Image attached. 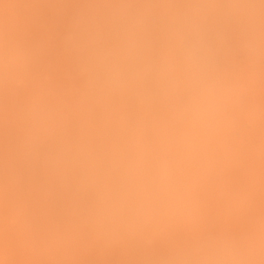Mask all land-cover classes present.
<instances>
[{
  "label": "bare ground",
  "instance_id": "obj_1",
  "mask_svg": "<svg viewBox=\"0 0 264 264\" xmlns=\"http://www.w3.org/2000/svg\"><path fill=\"white\" fill-rule=\"evenodd\" d=\"M99 1L100 0L94 3L96 7L101 3V1ZM170 1L171 3L169 6L164 2L168 8L171 6L174 7L175 10L177 9L180 14L181 12L182 14L184 13L181 9V3L178 2L179 0L176 1L178 2L177 4H180V8H178L179 5L177 6L176 3L175 6L172 5L174 0ZM191 1L192 0H189V2ZM220 1L221 0H194L193 4L190 3V6L187 5L189 7L187 9L193 13V17L189 13L193 25L197 24V27L200 28L201 24L197 22L208 12L196 11L194 8L195 5H218L224 0H222V2ZM74 2L75 0H6L5 7L0 9V24L8 26L9 41L20 58L21 67V78L19 82H14L8 87L13 89L11 94H14V96L12 95V100L9 99V104L12 103L11 105L13 106L14 104L15 107L19 104V110L16 108L18 110L17 112H22L21 114L28 115V117L30 116V120L26 125H21L22 127L19 133L16 130L17 133H15V135L17 134V136L15 138H10L13 137L10 135H7L9 136L7 137L3 134V131L2 133L0 131V142H3V145L0 147V161L2 163L4 160H2V158H12L15 162L13 166H10V164L6 166L4 162L5 168L0 164V201H2V197L4 201L3 203L1 202L0 205V213L4 215L2 218L0 217V264H114L115 260H121V258L126 257L129 264H173L170 258L177 250L186 248L188 242L191 243L189 244L191 247L192 244V246H194L214 239H234L241 243H247L250 239L264 240V193H261V197L258 193L259 190L264 192V123L261 119L260 123L262 125H259L260 123L259 121L257 123V120L254 122L255 119L261 117L259 113H261V111L263 112V110L258 109V105L262 99L259 102L257 101L258 105L255 104L257 108L252 111L256 116L258 115L257 118L253 115L254 120L251 119L253 121L246 120L250 123L254 122L253 125L247 123L250 125L248 128L246 127V121H244V126L238 139L234 138L228 132L221 131L208 142L187 141L181 144V135H190V133H187V130L183 129L181 120L174 106L166 103L162 99L163 88L169 78L170 72L175 71L179 66L177 67L176 62L173 63V65L172 63L169 65L170 62L166 60L169 44L164 45V43H162L161 45L159 43L157 45V42H160L159 38L160 35L162 36V33H160L161 31L158 28L155 32H153V30H156L155 26L157 23L160 25L159 21L155 26H152L154 27V29L151 28L152 31L149 28V25H152V23H149L147 28L149 30L148 32L145 31L144 35L146 36V33L149 35V31H151L152 33L150 34L154 33L152 36L156 34L154 36L155 39L157 36L156 32H159L157 42L149 35L151 40H153L154 43L156 42V45H154L153 42L152 45L148 40L143 42L140 39L142 41L140 45L137 44L138 46H133L134 48L125 50L126 48L119 47V37H124L126 34L130 36L129 34L134 31L133 34H135L136 31L138 33V31H140L139 29H132L134 22L133 24L130 23L132 24L131 27L128 23H125L126 26L127 24L129 25V29H125V26L124 29L127 32L124 30V33H122L120 30L122 35H120L121 33L119 32L121 27L114 28L111 22L110 27L112 28H108L109 30L103 28L102 25L95 26L94 24L96 22H93L94 27L87 26V23V25L83 26L85 23L83 22L85 20L83 17L85 16H82V14L85 9H87L84 6L92 5L94 0H88L85 3L79 0V3L81 2L79 6H74ZM226 2L228 3V0ZM185 3L187 4V1H185ZM185 3H182V5L184 4L186 6ZM76 4H78V1ZM94 5L91 7L96 8ZM173 9L170 8L168 10L166 7L163 13H166L165 15L168 16L167 12L172 10L169 14L176 17L178 12L176 13ZM96 10L99 11V8ZM97 11L96 13H98ZM210 12L212 13L211 10ZM216 12L219 13L218 10ZM94 13L95 12L92 11V14ZM99 13L101 14V12ZM220 14L221 12L219 15ZM99 15L97 18L98 20L101 17V15L100 17ZM103 16L104 15H102V19L105 18ZM88 17L87 15V18ZM180 18L184 19L183 15L182 17L180 16ZM93 19L95 18L93 17ZM140 20L143 21L142 19ZM196 20L198 21L195 23L194 21ZM161 21L163 22V20ZM178 21L180 22V20ZM98 22L97 24H99ZM105 22L107 23V20L101 21L106 27ZM182 22L185 25L187 24L185 19L184 21L182 20ZM192 22L188 24L191 26ZM233 23L235 22L233 21ZM172 24L171 26H173ZM198 24L200 26H198ZM142 25H144V23ZM163 25L165 24H162V26ZM189 25L188 28L190 30ZM138 27L141 28V26ZM157 27L159 26L157 25ZM194 27H196V25ZM191 28L193 32L196 30L195 28L193 29L192 26ZM141 30L146 29L142 28ZM190 34L193 35V33ZM138 35L140 36V34ZM134 38L135 36L131 39ZM145 38L149 39L148 37ZM228 38L230 37L228 36ZM131 39L129 42L132 41ZM245 39L247 38H244V41ZM137 41L136 43H139V41ZM51 42L56 45L57 43L60 44L59 48L53 49L55 47L53 44L51 45ZM129 42L128 44H130ZM209 42L208 45L210 44ZM131 45L132 44H130V47ZM50 47L53 48L51 49ZM176 47H178V45ZM230 48H232V46ZM243 49H245V47ZM249 58L248 62L252 60ZM219 61L220 60H218V62ZM235 62H237V60ZM165 63L169 65V68L163 67ZM175 64L176 67L174 66ZM243 68L245 69V66ZM239 71H241V69ZM71 73L72 76L83 73L82 79H77V82L74 77V80H72L73 78L70 79L71 76L69 77V75H71ZM54 76L59 77L60 81H62L61 83L59 81V83L61 89H63V93L61 92V98L63 99L51 102L52 99L48 100V95L47 99H44L46 95H41L42 88L39 90L40 85L36 83L42 85L49 77L52 78ZM78 77L80 78V76ZM243 79L244 77L242 80ZM246 79L247 78H245V80ZM48 83H50V81ZM55 84L56 83H54V85ZM16 87L20 88L17 89ZM15 89L18 91H15ZM19 89L23 91L21 92ZM261 89L263 90L264 87ZM136 92H138V94ZM5 93H3L4 96ZM247 97V99L245 98L246 100L249 99L248 94ZM191 98V90H186L182 96V100L184 102H190ZM260 98H262V96H260ZM256 100H258V98ZM255 105L253 106L255 107ZM263 105L264 104H262L261 107H263ZM15 107H11V109L13 108L14 110ZM43 108L45 109L44 113L41 112ZM84 108L90 109L89 111L91 113H88L89 111L87 112ZM77 109L85 111V116H83L79 122L75 123V121L70 120L69 114L71 111L73 112ZM4 110L6 109L4 108L1 111L0 108V113H3V115L5 113H7L5 115L14 113L10 110V113L7 111L4 112ZM126 112H131L130 115L127 114L130 116V119L128 116L124 115ZM83 113L84 112H82V114ZM43 115H45V117H42ZM46 115L48 117H46ZM122 116L128 117L127 119L131 124H128L129 122L127 120L126 122L123 121L125 117L121 120ZM3 118H1L0 124L3 123ZM46 118L48 120H46ZM41 119L45 120L42 121ZM123 122L127 124V127L124 126L125 124H123ZM43 125L45 126L43 127ZM6 132L7 131H5V134H7ZM40 132H44L42 140H40ZM30 145L38 151L37 155H34L33 151V154H30L31 149L28 150L29 147L27 148V146ZM25 148H27L29 153L28 151L27 153L25 152ZM23 151L24 153L20 155ZM23 160L26 162L28 161L29 163H26L28 165L35 164V173H31V170L28 174L26 171L28 168L25 170L26 173L21 172L20 170L25 168H23V166L21 169H18V167H21L19 163H22ZM7 161L12 163L11 160H6V162ZM112 162H114V164ZM110 163H112V167H110L113 172L115 169L113 165L116 168L118 167L119 182L117 185L111 184L112 180L110 182L109 179L112 177L105 180L107 176L104 175V171ZM237 168L241 171L239 175H237V171H239ZM216 169L222 172L223 170L225 172L227 170L236 171V174H233L235 179H231V172L227 171L228 173H226L229 176L224 181V184L228 186L226 190H221L219 188L217 184L220 183V180L217 178L219 183H217L216 179V181H214L216 183H212L214 184V188L211 189L209 187L212 185L210 183L208 186L210 190L204 192L205 194L202 190H199L204 195L197 192L195 187L201 185L200 183H202L203 178L205 180V175L207 178H212V176L218 177V174L214 175ZM108 170H110V168ZM235 175L237 176L235 177ZM114 177L116 178V176ZM206 181L208 182V180ZM92 183H96V185L93 184L92 186ZM215 184L217 188H215ZM84 187L93 188V191L90 190L92 193L88 191L91 195L88 192L87 194L92 198L93 202L88 203L93 204L94 210L90 213L83 212L85 218H83L84 216L77 218L76 215L74 216L75 218L72 220H69V218L67 221V218H63V214L57 212L56 206H54V199L56 198V202L60 199H58L56 194L54 195L52 191L53 189L55 190V188V192L58 190L57 188H63L60 189L61 191L58 190V192L60 193L64 190V195L66 194L69 198L65 196L67 199L65 203H68L67 201H71L72 199V201L76 200L74 198L77 196L82 198V190L86 191ZM200 187L199 189H202ZM152 189H155V192H164L169 197L174 196L175 198L176 196V199H178L180 195H182L181 199L185 196L184 198H187L186 202L185 200L182 202L181 199L180 202L182 203L178 202L180 206L183 205V208L176 204L181 212H178L179 210L176 206L175 211L178 213L173 214V207L175 206L173 205L171 208V204L169 205L170 202H165L170 200V198L168 199L166 196L165 201H160L162 204L158 203L160 206L156 204L157 207L163 206V208L161 207L162 209L160 208V210L157 209L156 211L157 207L149 205L150 209L153 207L155 211L145 207L147 212L150 210L148 213H145L143 206L141 209L144 211L140 212V210L137 209L140 204L135 206V201L137 200L136 202L138 203V198L141 199V196L143 198V195L146 192L148 194L149 191L151 195L154 196L151 192L153 191ZM221 191H223V193H221ZM254 191H257V193L255 192V194ZM82 193L84 194V192ZM251 193L254 196L258 194L257 197H260V199L258 198L253 201L255 198ZM87 194H84L86 200L87 198L89 199V195L87 197ZM163 194H160L162 197L159 195L161 199L164 198ZM148 195L150 196V194ZM149 196H147V198ZM187 196L190 197L188 198ZM79 197L77 198L78 201L80 200ZM176 199L175 202L173 200L172 202L176 203ZM143 200L145 199L143 198L142 201ZM61 202V204H63V201ZM164 202L167 204L165 207ZM60 207L61 206H59V208ZM78 207L80 208V206ZM123 207L128 209H124L128 212L124 213V216L119 214V211H123H121ZM62 208L65 207L62 206ZM66 209L67 208H65V211ZM69 209L71 208L69 207ZM170 209L173 210L170 211ZM250 210H252V212ZM70 211L67 212L69 213L68 216L71 213ZM169 211L172 212L171 214L174 216H171ZM85 213H89L88 216ZM244 213H246V216L248 215L247 219L249 218L250 221L246 219ZM178 214L181 219L178 217ZM199 214L204 217L211 216L213 220L210 218L207 219L206 217L205 219H207L208 222H205V219L201 216L202 219H199L202 221L198 222ZM64 215H66V213ZM168 216L171 218L166 220L165 218ZM183 216L185 217V221ZM162 218L165 219V224L162 222ZM172 218L175 221H173V224L177 227L178 225L176 224L181 222L183 224L187 222V219V224H192L189 226L191 231L192 229L193 231H186L187 228L185 225L187 224H183L185 230L179 227L178 230L177 227L174 228V225L172 227L170 225ZM191 218H195L198 224L196 222V224L194 222L190 223L192 221ZM178 220H183L184 222H179ZM209 220H211V225L215 220L216 225L214 226L217 228H214L212 231H210V228V230H206V232L205 228L203 230L202 224L203 226L205 223L210 224ZM247 221H249L248 225L250 224L251 227L247 226ZM167 222L170 223L168 224ZM218 222L220 225H218ZM241 222H246L243 223V225H246L248 229L243 228V230H240ZM166 224L171 227L169 228ZM196 225H198V227L201 225L203 231L197 230L198 227H196ZM211 225L209 226L212 227ZM207 226L208 225L205 226L206 229H208ZM236 227H239L238 230H240V232H237ZM166 228L168 229L166 230ZM249 228H251L250 231ZM169 229L172 231L175 230V232L177 230L181 232L177 234L171 231L172 233H170ZM245 229H247L246 231L248 232L245 235L241 234L246 232ZM105 231L109 233L111 238L110 242L99 236ZM34 241L39 244L43 242L42 246L38 245L39 247L37 250ZM38 243H36V246ZM128 243L130 246H128ZM29 249L36 253L34 257H32L34 253L29 252ZM116 250H118V253H115L117 252ZM29 253L32 254V258L30 257V259H28ZM91 260L93 262H91ZM123 261H121L122 264ZM124 263H126V260Z\"/></svg>",
  "mask_w": 264,
  "mask_h": 264
},
{
  "label": "clouds",
  "instance_id": "obj_2",
  "mask_svg": "<svg viewBox=\"0 0 264 264\" xmlns=\"http://www.w3.org/2000/svg\"><path fill=\"white\" fill-rule=\"evenodd\" d=\"M5 5L6 0H0V9ZM194 8L199 12L215 8L225 16L248 24L249 33L244 47L253 63L247 81L238 76L227 80L216 78L210 46L203 39L199 42L189 40V28L181 23L171 26V30L180 35L179 67L170 72L162 99L174 106L183 129L190 133L181 135V144L187 141L208 142L221 131L238 139L244 121L251 120L254 115L245 103V95L247 84L255 80L259 61L264 58V0H229L223 5L199 4ZM119 12L129 18L146 13L145 19L151 22H156L162 15L151 5H144L143 8L120 5ZM20 78V58L10 44L8 26L0 24V88L10 87ZM186 90L192 92L190 102L182 100ZM99 236L110 242L108 232ZM170 260L173 264H264V240L250 239L241 243L234 239H214L179 249Z\"/></svg>",
  "mask_w": 264,
  "mask_h": 264
},
{
  "label": "rangeland",
  "instance_id": "obj_3",
  "mask_svg": "<svg viewBox=\"0 0 264 264\" xmlns=\"http://www.w3.org/2000/svg\"><path fill=\"white\" fill-rule=\"evenodd\" d=\"M78 1V4H76V2ZM80 1H82V3H85L86 1H88V0H80ZM98 1V0H97ZM97 1H95L94 0V2H93V4L92 5H86V6H84V7H86L87 9H85V11H84V13L82 14V16H85V17H83L85 20L83 21V22H85L84 24H83V26H85V25H87V26H90V27H92L93 26V22L95 23L94 25L95 26H99V25H102V27L103 28H105L106 30L109 28H112V27H110V25L112 24V26L114 27V28H116V27H121L120 29H119V32L121 33V31H122V33H124V30L125 29H129V25H130V27L132 26V24H133V22H134V26L136 25L137 26V28H136V26H135V28H134V26L132 27V29H139L140 31H138V33H137V31H136V33L135 34H140V36L138 35V37L136 38V36L137 35H135V34H133L134 32H131L129 35L130 36H128V34H126L124 37H119L120 38V40H119V47H121V48H126L125 50H128V49H131V48H134V47H136V46H138V45H140V43L143 41H145V40H148V41H150L151 43L153 42L154 43V41L153 40H156V42H157V36L159 35L158 33L159 32H156L157 33V36H156V38L154 39V36L156 35H154V36H152L153 34H150V33H152L151 31H152V29H154V27H152L153 25L155 26V24L159 21V23H160V25L162 26V24H165V25H163L162 27L157 23V25L159 26V27H157V25L155 26L156 27V30L154 29L153 30V32H155V31H157V28L158 29H160V33H162V36L160 35V38H159V36H158V38H159V40H160V42L158 41L157 42V45L160 43L161 45H162V43H164V45L165 44H169V49H168V51H167V56H166V60H168V62H170V64L169 63H167V61H165L167 64H169V65H171V63H172V65H173V63H175L176 62V64H177V67L179 66V56H178V47H176L177 45H178V43H179V39H180V35L178 34H176V32H174V31H172L171 30V24L174 26L175 24V26H179L181 23H183L182 22V20L184 21V19H185V21L187 22V24L188 23H190L191 24V20H192V18H191V15L193 14L192 13V11H189V9H187V8H189L187 5H189L190 6V3H192L193 4V2H194V0H192L191 2H189V0H177L178 2H180L181 3V6H182V10H183V14H182V12H181V14L183 15V17H184V19L183 18H180V16L182 17V15L179 13V11H177V9L175 10V8L174 7H171L170 6V8L171 9H173V10H175L176 11V13H177V15L179 16V18H178V16L176 15V17L174 16V15H172V14H169L171 11H168L167 12V10H166V12L168 13L167 15L168 16H166L163 12H164V8H166L167 7V9L169 10L170 8H168V6L170 5V3H171V1L170 0H100L101 1V3L99 4V5H97L98 7H96L95 5H94V3H96ZM99 1V2H100ZM118 1V2H117ZM138 1V2H137ZM176 0H174L173 1V6H175V3L177 4L178 2H177ZM185 1H187V4L185 3ZM227 0H224L223 2L224 3H227L226 2ZM98 2V3H99ZM104 2V3H103ZM131 2V3H130ZM151 2V3H150ZM160 2V3H159ZM165 2L168 6H166V4L163 3ZM168 2H169V4H168ZM220 2H222V0L220 1ZM219 3L218 5H223L224 3ZM228 2H229V0H228ZM81 3V2H80ZM80 3H79V0H75V2H74V6H79L80 5ZM109 3V4H108ZM116 3V4H115ZM182 3H185L186 4V6L184 5V7H183V5H182ZM189 3V4H188ZM76 4V5H75ZM130 5L131 6V4H132V6L131 7H133V8H143V6L144 5H151V6H153V9L155 10V11H157L158 10V13H159V11H160V13L162 14L161 15V17L162 18H160L161 20H163V22L159 19V20H157L155 23L154 22H148L146 19H145V15H146V13L145 14H142V15H140V16H138V17H135V18H130V19H127V18H129V17H127L126 15H123V14H120V12H119V6L120 5ZM135 4V5H134ZM138 6H137V5ZM95 6L96 8H94V7H91V6ZM117 5H118V7H117ZM134 5V6H133ZM179 5V6H178ZM88 6H90V7H88ZM105 6V7H104ZM177 6H178V8H180V4H177ZM83 7V8H84ZM113 7V8H112ZM90 8V9H89ZM97 8H99V11H97L96 9ZM103 8V9H102ZM117 8V9H116ZM177 8V7H176ZM106 9V10H105ZM163 9V10H162ZM86 10H87V12H86ZM91 10V11H90ZM188 10V11H187ZM191 10V9H190ZM92 11L93 12H95L94 14H92ZM96 11L99 13V12H101V17H100V15L98 14V13H96ZM187 11V12H186ZM212 11V13L210 12V11H208L205 15H204V19L202 18L201 20H196V21H194L195 23L197 22V23H199V24H201V26L198 24V26H200V28L199 27H197V24H195L196 25V27H194L195 25H193V22H192V27H193V29L195 28L196 30H194V32H193V30H192V28H191V26L189 25V27H190V30L188 31V33H187V38L189 39V40H191V41H193V42H199V40L201 41L202 39L203 40H205V42H207V44H208V42L210 41V40H212V41H210L209 43V46H210V48H211V52H210V59H211V57H212V59H211V63H212V65H213V67H214V73H213V75H215V77L216 78H218V79H220V80H227V79H229V78H231L232 76H240L239 78H241V80H242V78L244 77V79H243V81H247V79L245 80V78H248L247 76L249 75V71L248 70H250V67H251V65H252V60L250 61L249 60V62H248V52L245 50V49H243L244 48V43H245V41L247 40V39H245V41H244V38H248V33H249V26H248V24L247 23H245V22H243V21H239V20H236V19H233V18H231V17H228V16H225L224 14H223V12L222 11H219V13L221 12V14L219 15V13L218 12H216L217 11V9H215V11H214V9H212L211 10ZM90 14H89V13ZM185 13H187V14H189V15H187L189 18H191V19H189L187 16H184V14ZM89 16L88 18H91V19H88L87 18V15ZM92 14V15H91ZM110 15V16H108V15ZM216 14H218V15H216ZM91 15V16H90ZM97 15V16H96ZM98 15H99V20L97 19L98 18ZM102 15H104L103 17H105V18H103L102 19ZM166 16V18H169V19H166L165 18V16ZM172 15V16H171ZM223 15V16H222ZM119 16V17H118ZM206 16H208V17H206ZM212 16V17H211ZM93 17L95 18V19H93ZM116 17V18H115ZM140 17V18H139ZM192 17H193V15H192ZM228 17V18H227ZM87 18V19H86ZM164 18H165V20H166V22H165V20H164ZM171 18H172V20H171ZM195 18V17H194ZM222 18V19H221ZM96 19H97V21H96ZM102 19V20H101ZM107 20V23L105 24L106 25V27L104 26V23H101V21H106ZM140 19H142L143 21H141ZM88 20V21H87ZM95 20V21H94ZM110 20V21H109ZM121 20V21H120ZM126 20V21H125ZM129 20V21H128ZM132 20V21H131ZM136 20V21H135ZM178 20H180V22L178 21ZM189 20H190V22H189ZM203 20V21H202ZM220 20H222V21H220ZM230 20V21H229ZM232 20V21H231ZM236 20V21H235ZM90 21V22H89ZM92 21V22H91ZM98 21H100V22H98ZM172 21H174V22H172ZM201 21H202V23H201ZM233 21L235 22V23H233ZM97 22L99 23V24H97ZM110 22H111V24H110ZM119 22V23H118ZM204 22V23H203ZM226 22V23H225ZM87 23V24H86ZM89 23H90V25H89ZM101 23V24H100ZM109 23V24H108ZM114 23V24H113ZM122 23H124V24H122ZM125 23H128L127 24V26L125 25ZM130 23H132V24H130ZM137 23V24H136ZM144 23V25H142ZM147 23V24H146ZM149 23L151 24L152 23V25H149ZM162 23V24H161ZM171 23V24H170ZM178 23H180V24H178ZM214 23V24H213ZM229 23V24H228ZM237 23V24H236ZM120 24V25H119ZM186 24V25H187ZM203 24H205V25H203ZM224 24V25H223ZM245 24V25H244ZM115 25V26H114ZM116 25H118V26H116ZM123 27H122V26ZM147 25V26H146ZM148 25H149V28L151 29V31H149L150 33H148L149 35H151L152 36V38H153V40H151V37H149V35H147V33H146V36H144L145 35V31L146 32H148V30L149 29H147L148 28ZM170 25V26H169ZM187 25V26H188ZM109 26V27H108ZM126 26V28L124 29V27ZM138 26H141V28H139ZM94 27V26H93ZM128 27V28H127ZM224 27V28H223ZM117 28V29H118ZM122 28H123V30H122ZM146 29V30H141V29ZM199 28V29H198ZM215 28V29H214ZM236 28V29H235ZM243 28V29H242ZM245 28V29H244ZM108 29V30H109ZM205 29H207V30H205ZM217 29V30H216ZM121 30V31H120ZM166 30V31H165ZM198 30V31H197ZM219 30V31H218ZM232 30H234V31H232ZM242 30V31H241ZM246 30V31H245ZM126 31V30H125ZM142 31V32H141ZM143 31H144V33H143ZM170 31H171V33H170ZM197 31V32H196ZM200 31V32H199ZM204 31V32H203ZM208 31V32H207ZM217 31V32H216ZM230 31V32H229ZM127 32V31H126ZM143 33V34H141V33ZM193 33V35L192 34H190V33ZM201 32H202V34H201ZM206 32V33H205ZM220 32V33H219ZM229 32V33H228ZM241 32V33H240ZM122 33L120 34V35H122ZM163 33H165V34H163ZM170 33V34H169ZM195 33V34H194ZM197 33V34H196ZM219 33V34H218ZM232 33H233V35H232ZM190 34V35H189ZM225 34V35H224ZM226 34H227V36H226ZM168 35V36H167ZM201 35V36H200ZM133 36H135V38L134 39H131ZM193 38H192V37ZM197 36V37H196ZM200 36V37H199ZM207 36V37H206ZM228 36L230 37V38H228ZM232 36V37H231ZM113 37V36H112ZM112 37H111V39H112ZM141 37V38H140ZM145 37H148L149 39H147V38H145ZM210 37V38H209ZM215 37V38H214ZM234 37V38H233ZM132 40V41H130L129 42V40L130 39ZM228 38V39H227ZM108 39V38H107ZM137 39H138V41H139V43H136V41H137ZM142 41H141V40ZM167 39V40H166ZM232 40V41H230V40ZM109 40H110V38H109ZM108 40V41H109ZM134 40V41H133ZM162 40V41H161ZM108 41H107V43H108ZM111 41V40H110ZM137 41V42H138ZM215 41V42H214ZM236 42L237 43V45H236V43H234V42ZM244 41V42H243ZM128 42L130 43V44H132L131 45V47H130V44H128ZM131 42H133V43H131ZM156 42L154 43V45H156ZM56 43V42H55ZM110 43H112V42H110ZM134 43H136V44H134ZM153 43H152V45H153ZM216 43V44H215ZM231 45H230V44ZM53 43L51 42V45H52ZM128 44V45H127ZM138 44V45H137ZM50 45V46H51ZM111 45V44H110ZM151 45V46H152ZM239 45H240V47H239ZM53 46L55 47V48H53V47H50L51 49L53 48V49H58L59 48V46H60V44H58L57 43V45L56 44H53ZM134 46V47H133ZM213 46V47H212ZM232 46V48H230ZM243 47V48H242ZM239 48V49H238ZM124 50V51H125ZM228 51H229V53H228ZM244 51V52H243ZM246 51V52H245ZM236 53V55H235V53ZM212 54H213V56H212ZM227 54V55H226ZM245 56H247V57H245ZM229 57V58H228ZM233 59H232V58ZM245 57V58H244ZM228 58V59H227ZM238 58V59H237ZM247 58V59H246ZM169 59H170V61H169ZM215 59V60H214ZM227 59V60H226ZM246 59V60H245ZM249 59H251V58H249ZM174 62H173V61ZM217 60V61H216ZM218 60H220L219 62H218ZM225 60V61H224ZM237 60V62H235ZM245 60V61H244ZM231 61H232V63H231ZM240 61V62H239ZM216 62V63H215ZM227 62V63H226ZM234 62H235V64H234ZM245 62V63H244ZM248 62V63H247ZM261 62H262V64H261ZM264 58H261L260 59V61H259V66L260 65H262V66H260V67H262V68H260V67H258V69H257V76H256V80H255V82L253 81V82H250V83H248V85H247V92H246V95H245V98L247 99L248 97H247V94H248V96H249V99L248 100H246L245 99V101L247 102H245L246 104H247V106H248V108L249 109H251V111H254V109L255 108H257L256 106L258 105V102L262 99V101H260V104L258 105V109L259 110H263V112H264V105H263V107H261L262 106V104H264V89L262 90L261 88H263L264 87V79H262V78H264ZM165 63V65L163 66V67H168L169 68V65H167ZM221 63V64H220ZM226 63V64H225ZM230 63V64H229ZM241 63H243V64H241ZM250 63H251V65H250ZM176 64L174 65L175 67H176ZM233 64H234V66H233ZM239 64V65H238ZM247 64V65H246ZM229 65V66H228ZM232 65V66H231ZM238 67H236V66ZM242 65H244L245 66V69L243 68L244 66H242ZM231 66V67H230ZM171 67V66H170ZM227 67V68H226ZM229 67V68H228ZM240 67V68H239ZM248 67V68H247ZM231 71H230V70ZM241 69V71H239ZM248 69V70H247ZM220 70V71H219ZM236 70V71H235ZM261 70V71H260ZM233 71H235V72H233ZM242 74H240L239 72ZM259 71V72H258ZM222 74H221V73ZM218 73H220V74H218ZM231 73H232V75H231ZM236 73H238V74H236ZM248 73V74H247ZM74 74V73H73ZM76 74V73H75ZM83 74V73H82ZM82 74H76L75 76L73 75L72 76V73H71V75H69V77L71 76V78L70 79H72L73 77L74 78H76L75 79V81L77 82L78 80H80V79H82L81 77H82ZM219 76H221V77H219ZM234 74V75H233ZM245 74V75H244ZM244 75V76H243ZM259 75V76H258ZM78 76H80V78L78 77ZM78 77V78H77ZM74 78L72 79V80H74ZM51 79V80H50ZM78 79V80H77ZM259 79V80H258ZM261 79V80H260ZM50 81V83H48ZM52 81V82H51ZM59 81H60V78L59 77H52V78H50L49 77V79H47L45 82H43V84L41 85V84H39V83H36L37 85H40V87H39V90H40V88H42V90H41V95H43V96H45L46 98H44V99H47V95H48V97H49V99L48 100H51V102L52 101H60L61 99H63V98H61L62 96V93H63V89H61V85H60V83L62 82V81H60V83H59ZM256 81H257V83H263V84H257L256 83ZM259 81V82H258ZM261 81V82H260ZM53 83V84H52ZM54 83H56L55 85H54ZM59 83V84H58ZM253 83V84H252ZM255 83V84H254ZM62 84H64V83H62ZM258 86H257V85ZM45 85V86H44ZM58 85V86H57ZM249 85H250V87H249ZM262 85V86H261ZM21 86V85H20ZM49 86V87H48ZM256 86V87H255ZM259 86H261V87H259ZM22 87V86H21ZM44 87V88H43ZM253 87V88H252ZM259 87V88H258ZM17 89L18 88H20V87H16ZM257 88V89H256ZM12 88H8V87H5V88H0V104H1V106H0V108H1V111H2V109H6V110H4V112L5 111H7V112H9V110L12 112H14V113H8L9 115H11V116H9V115H5V114H7V113H5L4 115H3V113H0V120H1V118H3V123L2 124H0V131H1V133H2V131H3V134L5 135V136H7V135H10V136H13V137H10V138H15L16 136H17V134L15 135V133H19V131L21 130L20 128L22 127V126H24V125H26V123L30 120V116L28 117V115H25V114H21L22 112H17L18 110H19V104H17V103H15V104H17V106L15 107L14 106V104H13V106L11 105L12 103H10L9 104V99H11L12 100V95L14 96V94L12 93L11 94V92H13V89L11 90ZM17 89H15V91H18ZM23 89V88H22ZM36 89V88H35ZM252 89H253V91H252ZM256 89V90H255ZM259 89V90H258ZM2 90V91H1ZM11 90V91H10ZM19 90H21V89H19ZM24 90V89H23ZM23 90H21V92L23 91ZM36 90H38V89H36ZM46 90V91H45ZM249 90V91H248ZM262 90V91H261ZM14 91V92H15ZM57 91V92H56ZM6 92V93H5ZM20 92V91H19ZM45 92V93H44ZM48 92V93H47ZM51 92V93H50ZM62 92V93H61ZM3 93H5V96L3 95ZM16 93V92H15ZM47 93V94H46ZM137 94H138V92H136ZM45 94V95H44ZM133 94V93H132ZM249 94H252V95H249ZM255 95H258V96H255ZM8 96V97H7ZM251 96H252V100H251ZM260 96H262V98H260ZM59 97V98H58ZM253 97H254V99H255V101H254V99H253ZM2 98H4V99H2ZM258 98V100H256ZM260 98V99H259ZM43 99V100H44ZM186 99V98H185ZM3 100V101H2ZM46 101V100H45ZM249 101V102H248ZM258 101V102H257ZM262 102V103H261ZM250 103V104H249ZM249 104V105H248ZM255 104H257V105H255ZM11 105V106H10ZM253 105H255V107L253 106ZM11 107H15L14 108V110H13V108L11 109ZM18 110H17V109ZM83 109V108H82ZM80 110V109H77V110H75V111H71V113L69 114V118H70V120L71 121H75V123H77V122H79L80 121V119H82V117L83 116H85V111H83V110ZM86 108H84V110H85ZM258 109H257V111H258ZM87 110V112L90 110V109H86ZM128 110V109H127ZM44 111H45V109L43 108V110H41V112H43L44 113ZM47 111V110H46ZM48 111H49V109H48ZM47 111V112H48ZM84 112L83 114H82V112ZM86 112V113H87ZM262 111H261V113H263ZM49 113V112H48ZM88 113H91L90 111L88 112ZM87 113V114H88ZM254 113V112H253ZM261 113H259L260 115H261V117L263 116L264 117V113L263 114H261ZM2 114V115H1ZM14 114V115H13ZM76 114V115H75ZM130 115L131 114V112L129 113V112H126L124 115H126V116H128V115ZM16 115V116H15ZM78 115H79V117H78ZM255 116H256V114H254ZM9 116V117H8ZM13 116V117H12ZM21 116V117H20ZM72 118H71V117ZM126 116H122L121 117V120H123L124 119V117H125V119L123 120V121H125L126 122V120L128 121V117H129V119H130V116H128V117H126ZM258 116V115H257ZM257 116H256V118H257ZM11 117V118H10ZM20 117V118H19ZM42 117H45V115H43ZM46 117H48L47 115H46ZM259 118V119H255V121L254 122H256V120H257V123H258V121H259V123H260V119H261V121L264 123V118L262 117V118ZM16 118V119H15ZM23 118V119H22ZM41 118V117H40ZM7 119V120H6ZM11 119V120H10ZM13 119V120H12ZM43 119V118H42ZM41 119V120H42ZM253 119V118H252ZM17 120V121H16ZM19 120V121H18ZM40 120V121H41ZM45 120V119H44ZM44 120H42V121H44ZM46 120H48L47 118H46ZM254 120V119H253ZM253 120H251V121H253ZM14 121V122H13ZM42 121H41V123H42ZM246 121V120H245ZM248 121H250V120H248ZM125 122H123V124H125L124 126L125 127H127V124L125 123ZM129 123L128 124H131V122L130 121H128ZM253 122V123H254ZM0 123H1V121H0ZM6 123V124H5ZM40 123V124H41ZM120 123V122H119ZM247 123H249V124H252L253 125V123H250V122H247L246 121V124ZM15 126H14V125ZM44 124H45V122H44ZM121 124H122V122H121ZM11 125V126H10ZM22 125V126H21ZM259 125H262L261 123L259 124ZM40 126H42V125H40ZM45 125H43V127H44ZM249 126L250 125H246V127H248L249 128ZM2 127H3V129H2ZM15 128V130H14V128ZM7 128V129H6ZM9 128H10V130H9ZM42 128V127H41ZM16 130H17V132H16ZM5 131H7L6 133L7 134H5ZM47 132V131H46ZM49 133V132H48ZM41 134H43V135H41ZM46 134V133H45ZM15 135V136H14ZM40 140H42L43 138V136H44V132H40ZM7 137H9V136H7ZM45 137H46V135H45ZM44 137V138H45ZM7 143V142H6ZM9 143V142H8ZM39 143H41V142H39ZM42 143H44V142H42ZM0 147L3 145V142H0ZM5 144V143H4ZM29 147V148H28ZM27 148H28V150L29 149H31L30 150V154H33L34 153V155H37V152L38 151H36L35 149H34V147L33 146H27ZM27 148H25V152L27 153ZM21 150V149H20ZM19 150V151H20ZM32 151H33V153H32ZM36 152V153H35ZM22 153H24V151L23 152H21V154L20 155H22ZM28 153H29V151H28ZM18 154V155H19ZM24 155V154H23ZM20 157H23V156H20ZM23 158H25V157H23ZM4 159V160H3ZM19 159H21V158H19ZM2 163H1V161H0V164L2 165V167L3 168H5L6 166H9V164H10V166L12 165H14L13 163H15L14 161H13V159L11 158H2ZM6 160H11L12 161V163H9L10 161H7L8 162V164H7V162H6ZM25 160H23L22 161V163L20 164L19 163V165L21 166V167H18V169H21L22 168V166H23V168L24 169H21L20 171L21 172H24V173H26V171H27V173L29 174V172L32 170V172L31 173H35V164L33 163L32 165H28V164H26V163H29L28 161L26 162H24ZM38 161V160H37ZM6 163V166H5V163ZM113 164H114V162H112ZM112 163H110V165L108 166L109 168H110V170H108L109 168L108 167H106L105 169V171H104V175L105 176H107L106 177V179L105 180H107V178L109 179V178H111V179H109L110 180V182H111V180H112V182H111V184L112 185H117L118 184V182H119V180H118V167L116 168L114 165H113V167L115 168H113L114 169V172H113V170H111V164ZM37 165V164H36ZM28 166V167H27ZM33 168H32V167ZM111 166V167H110ZM35 167V168H34ZM26 168H28L27 170H26ZM34 169V170H33ZM237 169H239V168H237ZM237 169H234V170H237ZM26 170V171H25ZM107 170H108V172H110V173H108L107 172ZM228 171V170H227ZM226 171V172H227ZM20 172V173H21ZM115 172H117V173H115ZM224 170H223V172L221 171V170H218V169H216L215 171H214V175H217L218 174V177L216 176V177H213L212 176V178H207L206 177V175H205V180H204V178H203V181H204V183H203V181H202V183H200L199 185L201 186H198V187H195V190L197 191V192H200L199 190H202L203 191V193L204 192H207L208 190H210L209 188H208V186H209V184L211 183H213L214 181H216V179L217 178H219V180H220V183H219V180L217 179V183H219V184H217L218 186H219V188L221 189V190H226V187H228L227 185H225L224 184V181L227 179V177L229 176V175H227V173L228 172H231L230 173V178L231 179H233L234 177H233V174H236V171L235 172H233V170H230V171H228L227 173H226ZM241 171H240V169H239V171H237V175H239V173H240ZM213 173V172H212ZM216 173V174H215ZM103 174V173H102ZM101 174V175H102ZM110 174H112V175H110ZM114 174H116V175H114ZM207 174H209V173H207ZM211 174V173H210ZM212 175V174H211ZM237 175H235V177L237 176ZM114 176H116V178L114 177ZM120 176V175H119ZM209 177V176H208ZM211 177V176H210ZM103 178H104V176H103ZM207 178V179H206ZM235 179V178H234ZM109 180H108V182H109ZM206 180H208V182L206 181ZM115 181V182H114ZM212 181V182H211ZM207 183H208V185H207ZM214 183H216V182H214ZM93 184H95L96 185V183H92V186H93ZM203 184V185H202ZM213 185V186H212ZM212 185H210L209 187L212 189V188H214V184H212ZM216 185V184H215ZM217 185H216V187L215 188H217ZM90 186V185H89ZM88 186V187H89ZM91 186V187H92ZM119 186V185H118ZM203 186V187H202ZM205 186V187H204ZM212 186V187H211ZM88 187H84V188H86V191L85 190H82V192H84V194L86 193L87 194V192L89 191V192H91V191H93V188H88ZM199 187L200 188H202V189H199ZM87 188H88V190H87ZM94 188H95V186H94ZM120 188V187H119ZM208 188V189H207ZM59 191H61L60 189H63V188H57ZM204 189V190H203ZM207 189V190H206ZM55 190H56V188H55ZM55 190L53 189V193H54V195L56 194V197L58 198V199H63V200H61V201H63V204H61L62 202L60 201V200H58L57 202H56V198L54 199V203H55V205L54 206H56V209H57V212H60L59 214H63V218H67L66 220L68 221V219L69 220H72L73 218H75L74 216H76L77 218L79 217H83V218H85V215H84V213L83 212H92L93 210H94V207H93V204H90V203H88V202H93L92 201V198L90 197V195L89 194H87V197H88V195H89V199L87 198V200L84 198L85 196H84V194L81 192V196H82V198L81 197H79V196H77V197H75L74 199H76V200H74V201H67L68 203H65L66 202V198H68L67 197V195L65 194L64 195V190H62V192H58V190L55 192ZM91 190V191H90ZM153 191H151L153 194H154V196L153 195H151V193H150V191L148 192V194H150V196L147 194V192L143 195V198L145 199V200H143L142 201V196L140 197L141 199H139L138 198V203L135 201V206H137V205H139L140 204V206L139 207H137V209H139L140 210V212H143L146 208L145 207H147V209H150V207H149V205L150 206H153V207H157L156 206V204L158 205V203L159 204H162V203H160V201H162V200H166V197H168V199L170 198V200L168 201H165L166 203H168V202H170L169 203V205H170V207L172 208L173 207V205L175 206V207H173L174 208V210H173V214H176V213H178V212H181V210H179L178 209V206L177 205H179L180 206V203H182V202H184V200H185V202H186V200H187V198H184L185 196H183L182 198L183 199H181V196L182 195H180V196H178V199H176L177 197L175 196V198H174V196H168V195H166L164 192V194L162 193V192H155L156 190L155 189H152ZM257 193V191H254V193ZM92 193V192H91ZM158 193H159V195L161 194H163V197L165 198H162L161 199V197L158 195ZM201 193V192H200ZM203 193H201V194H203ZM221 193H223V191H221ZM255 193V194H256ZM258 193H259V195H260V197L262 196V194L261 193H264V192H261L260 190L258 191ZM205 194V193H204ZM203 194V195H204ZM64 195V196H63ZM149 196L148 198H147V196ZM158 195V196H157ZM184 195H186V194H184ZM251 195L252 196H254L252 193H251ZM65 196H66V198H65ZM166 196V197H165ZM251 196V197H252ZM258 196V194L257 195H255L254 196V198L255 199H253V201L254 200H257L258 198L260 199V197H257ZM60 197V198H59ZM61 197H63V198H61ZM79 197V201H78V198ZM188 197V196H187ZM190 197V196H189ZM188 197V198H189ZM173 198H174V200H173ZM253 198V197H252ZM2 199V201H0V205H1V202L3 203L4 201H3V197L1 198ZM69 199V198H68ZM82 199H83V201H82ZM91 199V200H90ZM152 199V200H151ZM158 199V200H157ZM161 199V200H160ZM175 199H176V203H174L175 202ZM180 199H181V201L182 202H180ZM85 200V201H84ZM141 200V201H140ZM172 200L174 201V202H172ZM179 200V201H178ZM75 201H76V204H75ZM140 201V202H139ZM151 201V202H150ZM159 201V202H158ZM70 202V203H69ZM72 202H73V204H74V207H73V204H72ZM80 204H78V203ZM145 202H146V204H145ZM165 202H164V204H165ZM172 202V203H171ZM178 202H180V203H178ZM61 204V205H59V204ZM87 203V204H86ZM134 203V202H133ZM5 204V203H4ZM89 204V205H88ZM177 204V205H176ZM66 205V206H65ZM92 205V206H91ZM155 205V206H154ZM3 206H5V205H3ZM59 206H61L60 208H59ZM62 206H64L65 208H67L66 209V211H65V208H62ZM78 206H80V208L78 207ZM83 208H82V207ZM144 206V207H143ZM158 206H160V205H158ZM165 206H167V204H165L164 205V207ZM176 206H177V209L179 210L178 212L177 211H175L176 210ZM1 207V206H0ZM58 207V208H57ZM69 207L71 208V209H69ZM76 207H77V209H76ZM88 207V208H87ZM93 207V208H92ZM143 207V209L144 210H142L141 208ZM153 207H151L152 209H150V210H154V208ZM162 208H163V206H161ZM161 207H157L156 208V211H157V209H159L160 210V208ZM180 207H182L183 208V205L182 206H180ZM87 208V209H86ZM161 208V209H162ZM181 208V209H182ZM60 209V210H59ZM75 209V210H74ZM78 209H79V212H78ZM92 209V210H91ZM125 208L123 207L122 209H121V211L122 212H120L119 211V214H121V215H125L124 213H128L127 211H125L124 210ZM64 210V211H63ZM71 210V211H70ZM73 210V211H72ZM91 210V211H90ZM128 210V209H127ZM138 210V211H139ZM142 210V211H141ZM149 210V211H150ZM171 209H170V211H172ZM71 212L70 213V215L68 216V214L69 213H67V212ZM82 211V212H81ZM148 211V212H149ZM155 211V210H154ZM169 211V212H170ZM175 211V212H174ZM249 211V210H248ZM251 212H252V210H250ZM66 213V215H64L65 213ZM78 212V213H77ZM81 212V213H80ZM146 210H145V213H148ZM89 213H85L87 216H88V214ZM123 213V214H122ZM172 212H170V215L172 216L173 214H171ZM75 214V215H74ZM79 214V215H78ZM92 214V213H91ZM245 214V217H246V219H247V216H246V213H244ZM72 215H73V217H72ZM121 215H118V216H121ZM169 215V216H170ZM4 215L2 214V213H0V217L2 218ZM62 216V215H61ZM123 216H121V217H123ZM167 217V218H165L166 220L169 218H171V217ZM174 216V215H173ZM176 216V215H175ZM201 216L202 215H200L199 214V217H198V219L199 218H201ZM209 216V215H208ZM178 217L180 218V216H179V214H178ZM177 217V218H178ZM181 217H182V215H181ZM184 217V216H183ZM203 217V219H205L206 217H204V216H202ZM174 218V217H173ZM172 218V219H173ZM176 218V219H177ZM178 218V219H179ZM196 218H197V216H196ZM208 218H210L211 219V216L210 217H207V219ZM165 219H163L162 218V222L164 223H166V221H164ZM171 219V223H170V225L173 227V225L175 226V224H173V221H174V219L172 220ZM181 219V218H180ZM195 219V218H194ZM193 218H191V222L190 223H192V222H196L197 224H198V222L199 221H202L201 219H197L198 220V222L196 221V219L194 220ZM207 219H205L204 221L205 222H208V220ZM211 220H213V218L211 219ZM211 220H209L210 221V224H206L205 223V225L203 226V224H202V228H203V230H204V228H205V231L206 230H210V228H211V230L210 231H212L214 228H217L216 226H214V225H216V222H215V220L213 221V223H215V224H213L212 223V225H211ZM247 220H249L250 221V219L248 218ZM179 221V220H178ZM181 221H183V220H181ZM181 221H179V222H181ZM184 221H185V217H184ZM183 221V222H184ZM186 221L188 222V220L186 219ZM249 221H247V223L246 222H241V226H240V230H243V228H247V226L248 227H251V225L249 224L248 225V222ZM175 222V221H174ZM187 222H184L183 224L185 225V224H187ZM252 222V221H251ZM164 223V224H165ZM168 223V222H167ZM168 223V224H169ZM176 223H177V221H176ZM195 223V224H196ZM199 223V224H200ZM219 223V222H218ZM243 223H246L247 224V226L246 225H243ZM183 224H182V222L181 223H179V224H176V225H178V227L181 229H184V226H183ZM195 224H194V226H195ZM252 224V223H251ZM167 225V224H166ZM165 225V226H166ZM189 225H192V224H189ZM188 224L187 225H185V227L187 228V230L186 231H191V229H190V226H189ZM206 225H208L207 227H208V229H206ZM209 225H211L212 227H210ZM218 225H220V223L218 224ZM243 225V226H242ZM253 225V224H252ZM167 226H169V225H167ZM171 226H169V228L171 227ZM214 226V227H213ZM244 226H246V227H244ZM177 226H175L174 228H176ZM177 227V228H178ZM188 227H189V229H188ZM193 227V226H192ZM196 227H198V225H196ZM179 228H178V230H179ZM198 228H200V229H198ZM197 228V230H202V228H201V225L199 226ZM168 228H166V230H167ZM239 229V227H236V230H237V232L239 231L240 232V230H238ZM248 229V228H247ZM247 229H245V231L247 230ZM250 229L251 228H249V231H250ZM170 230V233H172L173 231H174V233H180L177 229V231L175 232V230H171V229H169ZM168 230V231H169ZM185 230V229H184ZM194 230H196V229H194ZM202 230V231H203ZM167 231V232H168ZM172 231V232H171ZM185 231V232H186ZM188 231V232H189ZM192 231H193V229H192ZM191 231V232H192ZM204 231V232H205ZM263 231H264V229H263ZM167 232H166V234H167ZM183 232V231H182ZM207 232V231H206ZM225 232V231H224ZM243 232V231H242ZM248 231H246L245 233H241V234H246ZM169 233V232H168ZM209 233V232H208ZM168 235V234H167ZM173 235H176V234H173ZM249 235V234H248ZM172 236V235H171ZM34 240V239H33ZM36 241V240H35ZM34 241V242H35ZM40 242H41V240H40ZM36 243H38V242H35V248H36V250H37V248L39 247L38 245H41L42 246V243H38L37 244V246H36ZM189 244H191V243H189L188 242V248L190 247L189 246ZM193 245V244H192ZM192 245H191V247H192ZM122 246V245H121ZM128 246H130L129 245V243H128ZM93 247V246H92ZM186 247V248H187ZM123 248V247H122ZM32 249V248H31ZM31 249H29V252H32V251H30ZM32 250H34V249H32ZM35 251V250H34ZM117 252H115V253H118V250H116ZM119 251H120V249H119ZM36 252V251H35ZM32 253H34V252H32ZM35 254L36 253H34V255H32V254H30L29 253V258L28 259H30V257H31V255H32V257H34L35 256ZM31 257V258H32ZM126 257V256H125ZM126 260V263H124V261ZM124 260V261H123ZM121 261H123V264H129V262H128V259H127V257L126 258H121V260L119 259V260H115V262H114V264L116 263V264H118V263H120ZM91 262H93L92 260H91ZM120 264H122V262L120 263Z\"/></svg>",
  "mask_w": 264,
  "mask_h": 264
}]
</instances>
